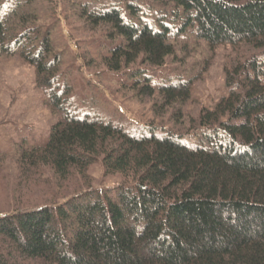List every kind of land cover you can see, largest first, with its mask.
Wrapping results in <instances>:
<instances>
[{
	"label": "trees",
	"instance_id": "16d2710c",
	"mask_svg": "<svg viewBox=\"0 0 264 264\" xmlns=\"http://www.w3.org/2000/svg\"><path fill=\"white\" fill-rule=\"evenodd\" d=\"M145 1L165 14L147 19L127 0L126 14L85 3L81 16L119 40L106 68L127 72L158 114L184 104L222 55L223 92L186 132L198 141L71 112L43 144L17 131L12 152H0V264H264V0ZM29 2L0 0V56L33 66L57 113L60 58ZM200 43L208 57L192 73L152 79L168 62L187 69ZM9 160L16 175L1 165ZM92 164L121 178L101 186Z\"/></svg>",
	"mask_w": 264,
	"mask_h": 264
},
{
	"label": "rangeland",
	"instance_id": "374dc122",
	"mask_svg": "<svg viewBox=\"0 0 264 264\" xmlns=\"http://www.w3.org/2000/svg\"><path fill=\"white\" fill-rule=\"evenodd\" d=\"M126 1L30 0L29 9L37 14L38 22L50 32L54 51L60 58L61 75L55 88L59 103L63 104L57 113L52 112L47 102L49 88L35 86L33 66L17 56H0V152H12L13 143L18 138L17 131H27L26 137L45 143L50 126L67 112L111 121L130 132L140 129L149 132L151 125L148 124L153 122L157 135L168 130L179 132L182 141L196 144L199 132H186L192 128V120L198 111L211 105L223 92L224 58L219 54L214 57L213 65L192 85L191 97L184 104L164 109L158 114L154 111L156 98L143 97L129 89L132 80L127 72L115 73L106 68L103 57L119 40L112 42L107 36V27L90 28L81 16V6L85 3L88 6L115 3L126 14ZM137 2L142 6L141 14L147 19L165 14L163 9L151 6L150 2ZM199 50L200 55L197 53ZM187 51V69L183 64L168 62L163 69L150 72L152 79L186 77L192 73L193 67H199L208 57L201 43ZM177 109H180L179 114ZM1 165L6 174H17L15 162L9 160ZM89 172L101 186H113L121 178L119 175L103 176L98 164H92Z\"/></svg>",
	"mask_w": 264,
	"mask_h": 264
}]
</instances>
